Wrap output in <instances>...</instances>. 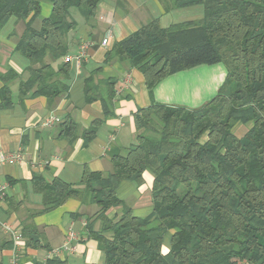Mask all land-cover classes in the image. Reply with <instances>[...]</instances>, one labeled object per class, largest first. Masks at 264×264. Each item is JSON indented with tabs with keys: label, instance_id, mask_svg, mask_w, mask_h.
Listing matches in <instances>:
<instances>
[{
	"label": "trees",
	"instance_id": "1",
	"mask_svg": "<svg viewBox=\"0 0 264 264\" xmlns=\"http://www.w3.org/2000/svg\"><path fill=\"white\" fill-rule=\"evenodd\" d=\"M161 1V0H160ZM51 6L48 17L34 28L42 3ZM101 0H0V28L14 18L24 24L15 51L28 61L27 78L19 84V97L43 96L47 100L67 90L51 63L68 51V35L78 23L77 12L91 21ZM170 8L201 6L203 17L162 29L151 19L131 35L115 42L105 62L116 59L138 70L152 97L159 81L197 66L221 64L225 80L217 94L199 108L154 103L133 115L136 143L111 158L110 173L84 169L77 185L59 179L51 183L34 176V189L42 195V213L69 199L97 206L87 223L104 255V264H264V0H162ZM49 60L50 63L47 61ZM12 72L0 77L1 107L11 105L8 84ZM85 99L92 102L100 89L88 78ZM115 83L101 85V100L109 115ZM103 84V83H102ZM101 121H93L81 134L83 146L95 137ZM243 126L242 137L235 134ZM79 126L71 117L59 124V137L70 142ZM153 176L152 208L137 217L119 197L122 184L141 185L142 175ZM119 208V215L107 213ZM89 221V219H88ZM24 249L41 247L32 226L20 230ZM169 249L164 254V238ZM10 247L11 243L9 241ZM45 247V246H43ZM46 248V247H45ZM46 264H69L61 258Z\"/></svg>",
	"mask_w": 264,
	"mask_h": 264
},
{
	"label": "crops",
	"instance_id": "2",
	"mask_svg": "<svg viewBox=\"0 0 264 264\" xmlns=\"http://www.w3.org/2000/svg\"><path fill=\"white\" fill-rule=\"evenodd\" d=\"M162 1V0H161ZM160 0H101L95 17L89 22H80L75 31L68 35L66 55L51 63L53 69L67 66L65 76L59 79L67 90L58 97L47 100L43 96L19 97V84L27 78L28 61L15 51L24 24L14 18L7 20L0 28V77L7 72L16 75L9 84L11 105L1 107L0 100V151L9 153L20 150L22 160L15 165L0 168V183L7 185L5 198L0 201V222H7L19 230L23 226L35 227L41 236V247L23 250L19 264H46L48 253L61 246L70 231L79 241L72 242L73 251L60 257L69 264H104V255L96 242L86 234L87 223L93 222V229L101 227L99 221L90 218L98 212L92 204H83L69 199L56 209L42 213L43 199L33 186L34 176L51 183L59 179L67 184L77 185L84 169L91 172L110 173L111 158L124 154L136 143L133 115L137 109L154 103L185 108H199L211 100L225 80V67L221 64L197 66L176 73L159 81L152 97L148 95L142 74L127 65L111 59L105 62V55L115 42H119L145 25L157 19L162 29L173 25L196 22L202 19L201 6L170 8L165 11ZM51 13L49 4H41L40 18L33 26L38 29L42 18ZM107 39L105 46L101 44ZM89 44L80 65L76 56L80 44ZM49 63L50 61L47 60ZM92 78V85L99 86L92 102L85 97L86 80ZM113 78L114 98L109 105V115L101 101L105 97L104 81ZM103 83V84H102ZM3 83L0 80V88ZM102 98V99H101ZM79 126V132L72 142L59 137V124L66 117ZM53 118L51 126L44 121ZM101 121L95 137L83 146L82 132L93 121ZM246 128H236L235 134L242 137ZM141 185L124 183L120 186V197L132 209L135 216H147L151 212V188L153 176L149 171L142 175ZM126 200H130L127 203ZM115 208L107 213L108 218L119 215ZM89 219V221H88ZM45 246V247H43ZM169 245L164 244L165 254ZM11 247L8 237L0 229V264H10Z\"/></svg>",
	"mask_w": 264,
	"mask_h": 264
},
{
	"label": "built area",
	"instance_id": "3",
	"mask_svg": "<svg viewBox=\"0 0 264 264\" xmlns=\"http://www.w3.org/2000/svg\"><path fill=\"white\" fill-rule=\"evenodd\" d=\"M107 42H108L107 39H103L101 44L105 46ZM88 45L89 44L87 43L80 44L79 54L76 56V61L78 65H80L83 58L85 57V51ZM52 123H53V118L49 117L44 121L43 126L48 127L51 126ZM21 160H22V153L20 150L9 153L0 151V168L3 165L13 166L16 163L20 162ZM6 193H7V185L0 183V201H2L5 198ZM0 229L8 237V240L11 243L12 255H11L10 264H19L21 254L24 250V238L20 230L7 222H3V223L0 222ZM68 234L69 235H67L66 241L61 246L51 250L48 253L47 259L60 258L64 252L73 251L74 248H72L71 243L77 242L80 239L78 235L73 231H70Z\"/></svg>",
	"mask_w": 264,
	"mask_h": 264
},
{
	"label": "rangeland",
	"instance_id": "4",
	"mask_svg": "<svg viewBox=\"0 0 264 264\" xmlns=\"http://www.w3.org/2000/svg\"><path fill=\"white\" fill-rule=\"evenodd\" d=\"M44 4H48L46 2L43 3ZM71 16L74 18V20L77 22V23H80V22H83V18L77 13L75 12L74 10L71 11ZM125 194H123L122 192H119V196L120 197H124ZM130 200H126L127 203H130L129 202ZM144 214H141L140 217H143ZM164 244L166 245H169V235H166V237L164 238Z\"/></svg>",
	"mask_w": 264,
	"mask_h": 264
}]
</instances>
